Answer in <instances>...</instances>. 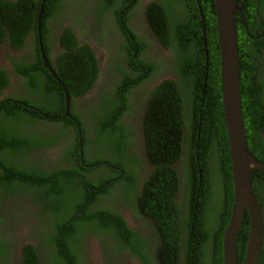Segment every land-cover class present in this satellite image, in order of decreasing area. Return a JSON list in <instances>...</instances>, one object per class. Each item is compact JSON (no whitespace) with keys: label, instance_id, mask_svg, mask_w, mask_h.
<instances>
[{"label":"trees","instance_id":"trees-1","mask_svg":"<svg viewBox=\"0 0 264 264\" xmlns=\"http://www.w3.org/2000/svg\"><path fill=\"white\" fill-rule=\"evenodd\" d=\"M178 1H151L147 5L146 16L159 43L171 49V64L179 62V67L178 81H161L139 109V123L143 124L141 137L144 138L146 147L145 152L142 150L143 157L140 158L147 160L150 168L152 167L149 177L142 180L139 175L148 168L140 167L136 150L130 151V147H133L132 139H136L138 135L133 126H128V123L126 126L124 120L122 121V116L132 107L127 105L125 97V92L129 90L128 85L120 86L119 89L122 90L116 92L117 97L107 101L109 111L105 117L102 113L99 116L94 112V117H97L93 130L96 157L88 162L85 159L84 162L98 163L97 166L86 169L80 164L81 157L76 140L75 148L64 159L67 161L75 158L78 167L60 168L50 174L36 173L35 170L23 171L21 161L29 141L35 143V148L29 150H36V147L48 145L55 140L36 142L22 133L23 113L33 114L38 120L44 121L45 124L42 125L49 121L69 123L70 120L63 116L64 92L44 67L39 53L36 17L41 0H0V44L18 50L23 47L29 33H34L32 48L37 52L38 58L23 65L22 54L20 61H11L19 75L23 76L25 73L28 79L25 85L29 91L38 93L39 96L44 95L46 103L41 111L48 116L37 115L28 106L38 105L26 93L23 94V101L27 106L17 109L4 101L0 106V264H11V256L15 254L19 264H39L38 254L41 253V247L36 248L32 243L26 242L23 245V240L19 239L15 251L14 231L16 234L23 230L25 234L26 228L31 226L26 220L32 211L25 210L23 204L30 208L33 203L39 204L50 198H53L52 203L46 202V207H51L49 212L44 209L41 214L33 213L34 218L39 221L50 222L49 228L41 225L26 237V240H30L43 233L45 244L41 246L47 264H89L84 251L78 254L87 240L85 236L79 238L82 228H87L92 233H114L115 242L110 244L112 253L136 252L144 264H154L143 253V242L138 234L130 229L118 211L107 206L106 200L111 198L116 203L122 202L120 198L124 199L136 216L144 212L152 219L159 234L157 256L163 264H222V239L233 206V192L229 146L220 98V63L214 3L213 0H200L205 19L202 21L196 0H180L185 16L177 15L174 9ZM235 3L245 15L250 34L253 35V30L256 29L260 34L264 29L258 15L263 19L264 0H235ZM107 4L109 10L113 9L114 0H108ZM61 5L62 0H47L44 4L41 35L47 57L49 46L45 32L48 31V25L45 20ZM96 11V15L100 17L106 8L99 4ZM117 12L118 10L115 13ZM205 42L207 48L204 47ZM59 45L62 52L54 69H57V76L63 81L70 96L85 94L98 75L95 52L88 43L80 42L72 29L61 34ZM259 47L260 40L248 39L244 31L239 35L240 89L247 145L248 150L264 164V70L254 72V69H250L251 57L257 53ZM206 59L208 69L205 65ZM145 64L150 71L141 69L133 77L132 74L120 70L122 83L140 82L137 77L143 75L146 80L151 79L158 66L153 65L156 62ZM8 79L5 69L0 65V90L9 85ZM21 84L23 86V82ZM46 84L48 90L43 87ZM54 99L55 106L52 107L48 103ZM74 116L78 118L77 115ZM78 122L81 125L80 119ZM82 132L85 156L88 141L84 130ZM103 152L111 155L109 162L118 167V173L123 170L125 174L120 180H112L106 186L104 181L111 176L105 177L101 173L94 178L98 183H94L86 175L103 167L109 168L104 163L106 158H100ZM175 164L183 168V173H188V180L179 179L178 172L174 169ZM179 180L182 186L185 183L189 185V195L184 201L186 208L182 209L183 216L175 203L176 194L181 191ZM75 181L72 191V183ZM251 183L264 218V173L254 169L251 172ZM2 186L6 192L1 193ZM91 186L96 188L93 189L92 201H88ZM62 190L66 195L61 194ZM98 195L103 196L101 201ZM57 197L65 198L66 205L56 204L52 210ZM23 200L27 203H23ZM248 223L246 213L236 241L238 264L242 263L244 256ZM258 264H264V245Z\"/></svg>","mask_w":264,"mask_h":264},{"label":"flooded vegetation","instance_id":"flooded-vegetation-1","mask_svg":"<svg viewBox=\"0 0 264 264\" xmlns=\"http://www.w3.org/2000/svg\"><path fill=\"white\" fill-rule=\"evenodd\" d=\"M151 1L160 0H114V4L112 5L113 9L109 10L106 7L108 6V0H62V5L56 9L55 13L52 14L51 12L47 17L45 22L48 25V31L45 32V39L49 46V57H47V55L46 57L53 70L56 68L57 59L62 52V48L59 45V38L65 30L72 29L80 42L84 41L85 43H88L95 52V58L98 64V75L93 81L92 87L85 94H72L70 96V116H65V109L63 116L68 118L71 123L49 121L46 122V125H42L44 121L38 120L33 114H28L23 110L25 113H23L22 133L29 135L33 140L46 141L48 139H55L48 143V145L36 147V150L24 151V157L21 161L23 164V171L35 170L36 173L45 172L46 174H50L60 168L72 169V166L78 167L79 164L75 158H69L65 161L64 156L75 148L76 140L79 145V140L83 137L82 130H84L88 143L86 145L85 156H80V164L86 169L92 168L93 166L90 167L91 165L97 166V163L91 164L84 162L85 159L88 162L96 157V155H94L95 144L93 142V130L94 121L97 117H94V112L99 116L100 113H102L103 117H105L108 113L107 111H109V104L107 101L117 97V95H115L116 92L122 90L119 89L120 86L128 85L129 90L125 92V97L127 105H132V107L125 112L124 116H122V121L124 120L126 126L127 123L128 126H133L135 133L138 135L136 139H132L133 147H130V151L136 150L140 160V163L138 164H140V167L144 166L148 168V170L144 169L141 171L139 178H142L143 180L147 176L149 177L152 167L150 168L147 160L140 158L143 157L142 150L145 152L146 147L145 140L141 137L143 124L139 123L141 114L139 109L147 97H149L155 86L164 80L163 78L172 76L173 80L178 81V71L175 70L177 66L176 64H171L173 63V53L171 49L165 48L159 43L155 31L147 19V5ZM99 4L106 8V11H104L100 17L96 15V9L99 7ZM100 9L103 8L100 7ZM174 9L176 10L177 15L185 16L180 0L177 2ZM116 10H118V14L115 13ZM262 15L263 19H261L259 15L258 19L262 22V28L264 29V7L262 8ZM246 23L245 15L240 10V12L236 13L238 41L239 35H241L243 31L246 33L248 39L260 40V47L257 53L251 57L252 59L250 63L252 67L250 69H254V72H261L264 70V30L260 34L257 32L258 29L253 30L252 35L250 34ZM33 46V32L29 33L23 47L18 50H13L11 47L8 48L5 44H0V65L5 69L9 78V85L0 90V106L2 101L6 104H10L11 107L13 105L16 106L17 109L27 106L25 101H23L24 93L29 94V98L37 103L39 94L29 91L28 86L25 85V82L28 80L26 75H24L25 73H23V76L19 75L11 61H20L21 55L23 54V65L34 62V59L36 60L38 57L37 52H34L32 48ZM145 62H156V64L153 65L158 66V69L153 73L151 79L149 78L146 80L145 75H143L137 77L140 82L131 81L127 84L122 83L123 77L120 70L132 74V77L133 75L136 76L140 73L141 69L149 72L150 68ZM118 67L120 69H117ZM173 67L175 69H173ZM55 71H57V69ZM58 79L59 81L54 80L64 92L63 87L61 86L63 81H61L59 77ZM21 82H23V86ZM204 86H206V83H204ZM43 87L45 90H48L49 88L47 84ZM49 100L50 99H48V102ZM45 103L46 102L44 101L43 104H38L37 107L28 106L31 107L37 115L42 114L44 117L48 118V116L41 111V108ZM48 104L52 107L55 106V99ZM144 113L145 111L142 114V118H144ZM74 114L77 115L78 118H76ZM79 119L82 121L81 125L78 122ZM138 138H140V140ZM109 161H111V159H109ZM109 161H105L109 168L103 167L95 172L86 173L88 178L94 183H98L94 181V178L100 176L101 173H104L105 177L111 176V178L106 179L104 183L108 181L109 184V181L120 180L125 175H123L124 171L120 170L118 173V167L110 164ZM174 169L178 172L180 180H182V178H187L188 180L189 175L188 173H183L184 170L181 166L175 164ZM180 180V190L183 193L181 194L180 191V193L178 192L176 194L175 203L177 207L180 208V215L183 216L184 213L182 209L186 208V202L184 201L186 200V196L189 195L187 194L189 185L185 183V185L182 186ZM74 185H76V181L74 182ZM199 185H201V182ZM95 188V186L90 187L91 195L88 201H92L94 196L93 189ZM98 190H100V188ZM98 196L99 200L103 198V196ZM52 199L53 198L44 200L39 204L33 203L30 208L23 204L25 210L32 211L27 215L26 222L31 224V226L29 225L26 228L25 234H23V245L26 242L32 243L36 248L41 247V253L38 254L39 264H47V259L44 257V249L41 246V244H45L43 241V233H39L38 237L30 240H26V237L33 229L37 230L41 225L49 228L50 222L39 221L34 218V214H41L44 209L46 212H49L51 207H46V202L52 203ZM60 199H62V201H60ZM65 201V198L57 197L53 203L52 210L57 206L56 204H63L65 206ZM120 201L122 202L116 203L115 200L111 198L106 200V204L108 207L118 211L130 229L138 234L143 242V253L148 255L154 264H163L157 256V247L159 243V237L157 235L159 234L152 224V219L144 212H141L139 213V216H136V213L131 212L129 206L125 204L126 201L124 199L120 198ZM23 203H27V201L23 200ZM201 216L202 215H200V218ZM84 229L87 228H82V230ZM84 236L87 237V240L78 254L84 251V255L87 256L86 258L88 259L89 264H144L136 252L131 254L127 252H123L122 254L112 253V247H110V244L111 242H115L114 233H92V231L89 230ZM117 242L118 240H116V243ZM16 261L17 264H19L16 254L12 255L11 264H16Z\"/></svg>","mask_w":264,"mask_h":264},{"label":"water","instance_id":"water-1","mask_svg":"<svg viewBox=\"0 0 264 264\" xmlns=\"http://www.w3.org/2000/svg\"><path fill=\"white\" fill-rule=\"evenodd\" d=\"M46 2L47 0H41L36 17L39 51L44 67L56 81H59L42 46V17ZM197 3L201 20L204 21L199 0H197ZM213 3L220 63V98L229 146L233 192V206L222 239V264H238L236 241L246 213L249 219L248 235L241 264H258L264 245V218L261 205L252 188L251 172L258 169L264 173V164L248 150L247 145L241 100L240 61L236 26V13L240 12V9L236 6L235 0H213ZM202 31L203 36H205L204 26ZM204 47L207 48L206 42ZM205 54L208 56L207 51ZM205 65L207 69V59ZM206 80L207 75L204 83H206ZM61 86L64 90L65 116L69 117L71 97L63 83H61ZM199 132L198 129L197 139L199 138ZM79 154L81 157L83 156L81 138L79 140Z\"/></svg>","mask_w":264,"mask_h":264},{"label":"rangeland","instance_id":"rangeland-1","mask_svg":"<svg viewBox=\"0 0 264 264\" xmlns=\"http://www.w3.org/2000/svg\"><path fill=\"white\" fill-rule=\"evenodd\" d=\"M180 12H183V11H180ZM188 13L186 12V15H187ZM170 49V48H169ZM175 64H176V66H177V68L175 69L174 67H173V69H175L176 71H178L177 69H178V67H179V62H175ZM163 79H172V76H167V77H165V78H163ZM40 88H42V86L40 87ZM45 101V97H44V95H40L39 97H38V99H37V103H36V105H38V104H43V102ZM34 141H36V142H38L39 140H34ZM30 142V144L25 148V150L24 151H27V150H29V149H34L35 148V143L31 140V141H29ZM23 151V152H24ZM90 157V156H89ZM100 158H102V156H100ZM71 190L73 191L74 190V184L72 183V187H71ZM61 194H65V192L62 190V192H61ZM66 195V194H65ZM15 232L16 231H14V235H15V239L16 240H19V239H23V230L21 231V232H17L16 234H15ZM87 232H89V230L88 229H84V230H82L80 233H79V238H82ZM14 237V236H13ZM80 245H78V247H79Z\"/></svg>","mask_w":264,"mask_h":264},{"label":"clouds","instance_id":"clouds-1","mask_svg":"<svg viewBox=\"0 0 264 264\" xmlns=\"http://www.w3.org/2000/svg\"><path fill=\"white\" fill-rule=\"evenodd\" d=\"M199 2H200V0H199ZM196 3H197V0H196ZM197 6H198V3H197ZM200 7H201V6H200ZM198 9H199V7H198ZM201 10H202V8H201ZM198 12H199V10H198ZM200 17H201V16H200ZM39 53H40V52H39ZM40 56H41V55H40ZM54 71H55V70H54ZM55 73H56V71H55ZM199 133H200V132H199ZM198 139H199V138H198ZM82 143H83V140H82ZM104 143H106V141H104ZM82 149H83V146H82ZM78 150H79V148H78ZM80 156H81V155H80ZM83 156H84V151H83ZM110 156H111V155H109V154L103 152V156H102V157H103V158H106L105 161H109ZM105 161H104V163H105ZM109 163H110V162H109ZM97 164H98V163H97ZM106 164H107V163H106ZM107 165H108V164H107ZM90 167H92V166H90ZM123 175H124V173H123ZM109 182H110V181H109ZM105 184L107 185V184H108V181H106ZM105 184H104V185H105ZM106 185H105V186H106ZM1 190H2L1 193L6 192L5 189H3V186L1 187ZM231 210H232V209H231ZM230 214H231V212H230ZM229 217H230V216H229ZM14 238H15V237H14ZM22 240H23V239H22ZM17 241H18V240L15 239V246H16V243H18ZM15 251H17V246L15 247Z\"/></svg>","mask_w":264,"mask_h":264}]
</instances>
